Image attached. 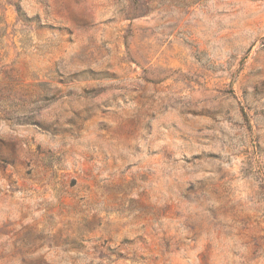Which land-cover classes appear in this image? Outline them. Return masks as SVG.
I'll return each mask as SVG.
<instances>
[{"label": "rangeland", "instance_id": "374dc122", "mask_svg": "<svg viewBox=\"0 0 264 264\" xmlns=\"http://www.w3.org/2000/svg\"><path fill=\"white\" fill-rule=\"evenodd\" d=\"M0 264H264V0H0Z\"/></svg>", "mask_w": 264, "mask_h": 264}]
</instances>
